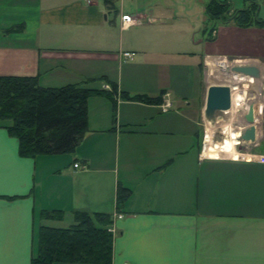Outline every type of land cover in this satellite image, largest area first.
Instances as JSON below:
<instances>
[{
    "label": "crops",
    "instance_id": "obj_1",
    "mask_svg": "<svg viewBox=\"0 0 264 264\" xmlns=\"http://www.w3.org/2000/svg\"><path fill=\"white\" fill-rule=\"evenodd\" d=\"M205 2L0 0V77L114 89L86 100L71 155L20 157L0 128V264H30L37 229H66L75 212L110 217L109 264H264V165L198 157L205 77L256 60L231 52L255 26L207 27ZM195 7L198 30L185 18ZM122 15L141 23L122 28ZM117 188L129 191L118 207Z\"/></svg>",
    "mask_w": 264,
    "mask_h": 264
},
{
    "label": "trees",
    "instance_id": "obj_2",
    "mask_svg": "<svg viewBox=\"0 0 264 264\" xmlns=\"http://www.w3.org/2000/svg\"><path fill=\"white\" fill-rule=\"evenodd\" d=\"M257 9L254 0H246L240 10L233 9L228 0H206L204 14L211 22L264 29ZM94 95L111 98L114 89L40 88L32 77H0V128L17 140L20 157L71 155L86 132V100ZM128 195L126 189L117 188V207ZM73 219L74 224L66 229H37L36 253L30 264H109L111 234L106 226L110 217L75 212Z\"/></svg>",
    "mask_w": 264,
    "mask_h": 264
},
{
    "label": "rangeland",
    "instance_id": "obj_3",
    "mask_svg": "<svg viewBox=\"0 0 264 264\" xmlns=\"http://www.w3.org/2000/svg\"><path fill=\"white\" fill-rule=\"evenodd\" d=\"M237 6H241L240 0L236 3ZM187 17V22L193 26L196 27L194 30L200 29V27L203 26V20L204 17L202 16V9L201 7H195L194 9H190L188 13H185V18ZM257 17L261 20H264V5H260L257 10ZM218 25H214L213 22L209 21L207 24V27H213V29H217ZM252 30L249 31H240L235 33V43L233 44L231 48V52L233 56L238 57H252L256 60H240L235 59L238 61H246L247 64H236L232 65L230 67L234 66H254L259 70V77L257 80L260 83V89L255 93V99H254V118L255 124H256V141L253 145L247 146L245 143H241V141H238L239 143L235 145L234 151L236 153V156L233 158H226L224 160H240V159H246V157H240V154L244 153H255V154H263L264 152V29H257V27L251 28ZM194 37L192 40L195 42L198 40L197 33H194ZM233 59L226 60L227 62H233L235 61ZM229 64L221 65L219 68H216L220 71L216 73V76H219L220 78L222 75L227 74L228 71H230V68H228ZM207 74V71H206ZM234 77H239L240 79H246L248 81L254 82L255 79L249 78V77H243L241 75H236L232 73ZM207 79V77H205ZM216 79V80H215ZM245 81V80H243ZM246 81V82H248ZM208 82V81H207ZM213 82L217 84V78H214ZM238 85L241 84V82H238ZM250 83V82H249ZM251 92H252V86H251ZM223 113L222 112H216L214 113L213 117L209 120V125L213 126V124H216L217 122H222L223 119ZM241 119V116L239 120ZM204 118L203 122L199 124V128L202 131V137L201 142L203 139V136L205 135V141H208L210 144H219L222 143L223 136L219 133L220 131L216 130L217 127H213L214 131L211 132L209 135L207 132L204 133ZM215 126V125H214ZM231 126V125H229ZM242 128L245 130V127L242 125V123L239 125V128ZM232 127H230L231 129ZM220 130V129H219ZM210 139H208V138ZM237 146V147H236ZM243 156V155H242Z\"/></svg>",
    "mask_w": 264,
    "mask_h": 264
},
{
    "label": "bare ground",
    "instance_id": "obj_4",
    "mask_svg": "<svg viewBox=\"0 0 264 264\" xmlns=\"http://www.w3.org/2000/svg\"><path fill=\"white\" fill-rule=\"evenodd\" d=\"M214 78H217V84L225 85L228 87L230 93V107L228 110L222 112L224 117L222 119V122H217L216 124H213V126H211L209 125V122L207 120H204L205 132H207L208 135L214 131L213 127H217L216 130L220 131L219 133L223 136V138L222 143L210 144L208 141H205L204 135L205 146L203 144L204 147L202 150V157L207 158L208 160L233 158L236 156L234 147L239 143V137L244 131L241 127L239 128V125L242 123L245 129L249 127V124L246 123L243 118V114L246 111L248 105H251L252 108L251 126L254 129V141L252 143H241H245L247 146H250L253 145L256 141V118H254V99L255 92L260 89V83L257 79H255L253 84L243 80L235 79L234 75L230 71H228L227 74L222 75L221 78L215 75H207L209 85L215 84L213 82ZM237 81L241 82V84L238 85ZM240 116L241 119L239 120ZM230 127L232 128L230 129Z\"/></svg>",
    "mask_w": 264,
    "mask_h": 264
},
{
    "label": "water",
    "instance_id": "obj_5",
    "mask_svg": "<svg viewBox=\"0 0 264 264\" xmlns=\"http://www.w3.org/2000/svg\"><path fill=\"white\" fill-rule=\"evenodd\" d=\"M230 72L252 79H257L259 77V70L254 66H234L230 68ZM229 107L230 93L228 87L221 84L209 85L205 92L202 111L203 118L205 120H209L213 117L214 113L226 111ZM243 118L245 122L249 124V127L241 133L239 139L241 142L252 143L254 141V129L251 126V105L247 106V109L243 114Z\"/></svg>",
    "mask_w": 264,
    "mask_h": 264
},
{
    "label": "built area",
    "instance_id": "obj_6",
    "mask_svg": "<svg viewBox=\"0 0 264 264\" xmlns=\"http://www.w3.org/2000/svg\"><path fill=\"white\" fill-rule=\"evenodd\" d=\"M85 4H89L90 0H83ZM256 3L258 0H254ZM120 24L122 28H127L129 26H133V25H139L141 22L133 17H130L128 15H122L120 16ZM131 54L129 53H124L123 57H130ZM105 89V88H104ZM170 108V105L168 102L164 101L163 104L159 107V110L164 113L167 112V110ZM203 144H204V136L200 145V151H199V158L200 159H207L202 157V150H203ZM243 155L242 157H246V159H241V160H246V161H251V162H255L258 164H263L264 165V154H253V153H244V154H240ZM208 160V159H207ZM217 160H224V159H217ZM237 160V159H236ZM235 161V160H234ZM74 168H80V170H83V167H78L76 164L73 165Z\"/></svg>",
    "mask_w": 264,
    "mask_h": 264
}]
</instances>
